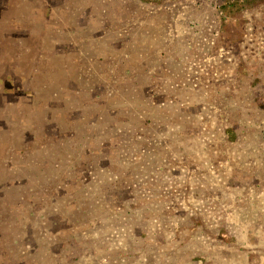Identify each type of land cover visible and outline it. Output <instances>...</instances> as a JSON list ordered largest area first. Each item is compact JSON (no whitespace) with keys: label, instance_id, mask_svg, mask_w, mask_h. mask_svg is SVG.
<instances>
[{"label":"rangeland","instance_id":"rangeland-1","mask_svg":"<svg viewBox=\"0 0 264 264\" xmlns=\"http://www.w3.org/2000/svg\"><path fill=\"white\" fill-rule=\"evenodd\" d=\"M0 264H264V0H0Z\"/></svg>","mask_w":264,"mask_h":264}]
</instances>
